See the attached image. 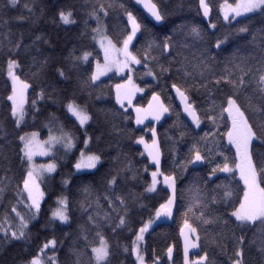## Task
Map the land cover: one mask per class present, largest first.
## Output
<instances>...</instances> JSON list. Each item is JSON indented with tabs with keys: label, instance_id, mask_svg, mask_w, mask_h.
Returning <instances> with one entry per match:
<instances>
[{
	"label": "snow or ice",
	"instance_id": "obj_1",
	"mask_svg": "<svg viewBox=\"0 0 264 264\" xmlns=\"http://www.w3.org/2000/svg\"><path fill=\"white\" fill-rule=\"evenodd\" d=\"M135 3L142 5L157 23L165 20V13L154 0H135ZM4 7L23 9L28 13L26 16L21 14L12 17V20L36 23L35 10L38 7L36 0H6ZM115 7L113 0H107V2L96 0L87 13L89 18L96 21V27L91 29L90 34L103 50L104 63L101 65L97 60L95 70L81 82V87L94 86L101 76L113 69L118 73L125 70L131 73L133 65H142L145 75L157 81L165 73H173L174 78L170 77L172 78L171 89L175 91L184 113L191 119L195 129H201V125L206 120L218 132L219 122L223 121L227 130L222 135L226 136L228 144L234 146L236 150L238 162L235 163V168L239 170V177L244 185L242 198L233 201V192L227 185H217L220 191L211 194L199 187H189L186 190L188 201L182 213L183 223L179 230V235L184 242L183 264H215L207 248L201 245V231H203L204 239L222 253L227 254L229 244L231 245V255H228L227 264H264V0H235L234 3L223 0V3L219 5L224 21L229 24L235 22L232 35L246 42V46L237 47L223 61H218L217 57L225 52L223 45L228 43L227 34L223 38L217 37L214 45L196 48L188 55L180 49H188L190 45L177 41L174 35H165L162 40L150 38L140 48H136L133 41L137 39V33L142 31V24L133 11L126 8L123 3L119 4V8L123 10L127 24L113 42V39L106 34L102 19L108 17L110 10ZM199 9L202 10L203 17H209L212 11L209 0H199ZM57 22L63 25L77 23L74 12L64 9L58 10L53 17V23ZM87 27V21H85L86 30ZM209 27L214 30L217 25L210 23ZM189 34L194 40L203 41L204 33L200 27L192 26ZM44 43L47 41L41 35L26 37L22 31L17 34L10 27V21L0 17V56L6 59L7 75L12 82L11 94L7 95L6 99L11 102L10 115L16 128H21L27 114L26 92L30 84L21 80L17 74L18 70H22L25 59L31 57L30 67L35 69L33 76L39 77L46 68H52L58 77L68 79L63 66L50 65L47 57L41 58L40 45ZM134 48L135 51L132 50ZM165 53L167 56L164 55ZM91 55L92 53L87 50H82L80 55H76L73 50L66 59L71 62L74 69L82 64L90 68ZM161 56H164L167 66L160 63ZM115 90L116 103L125 112L127 111L125 102L131 105L135 93L143 91L133 83L131 75L124 83L116 84ZM193 93L203 95L208 106L199 109L193 99ZM48 98H51L53 103H57V99L51 97L45 88L41 87L38 99ZM171 99L172 97L169 96V103L166 104L159 93L153 92L147 108H135V123L143 124L149 117L160 121L166 113H174L179 118L180 113L175 112ZM65 101L60 103L66 113H70L71 117L75 118L73 123L78 122L80 128H85L93 118L87 105L77 103L74 98L66 97ZM31 107L35 118L36 114L40 113L37 99L31 101ZM54 122L59 123L58 117L50 114L49 122L44 125L48 129L46 140H40V133L37 131L24 132L23 135L18 136L19 160L21 165L27 164V168L21 174V180L14 183V177L8 175L11 169L5 170V174L0 176V202L5 199L9 191L14 192L15 195V202L9 200V208L11 213H15V218L6 212L0 220V240L5 243L31 240L29 223L39 222L42 203L45 201L41 178L45 174L57 171L55 162L36 165L34 157L48 156L57 145L65 150V155L76 148L77 139L74 134L66 130L63 123H59V127H54ZM185 127L188 126L185 125ZM113 130L117 131V134L122 131L117 130L115 124H113ZM149 130L152 133L151 143L146 141L144 136L134 139L136 144L144 146L148 159L155 167V170L151 172V182H144L142 194L124 190L129 178L133 181L138 180L140 171L132 160L122 153L111 158L112 167L104 174L103 199L107 202L109 211L101 214L99 197L93 201L91 187L84 185L81 188L85 199L77 203L87 219L79 226L76 242L70 249V254L74 257L71 264H113L114 260H118L120 245L111 244L105 235L106 228L113 234H117L118 230L130 231L134 238L129 244L123 246L122 252L135 257L133 264H146L143 254L145 234L157 220L162 217L171 218L174 209L179 211L178 200L182 197H178L179 176L174 169L179 166L183 172L189 165H195L197 162L203 163L207 160L212 163L213 156L220 154L214 148L208 147L209 142L215 148L219 147L215 139L216 133L210 129L202 136L198 134L192 136V145L182 162L177 165L173 161V171H162V152L157 140V132L154 127ZM187 134L181 133V137ZM129 138L132 139V137ZM99 139V137L89 136L85 130L81 142L87 151L81 150L79 157L71 164L76 173L89 169L95 170L89 173L95 176L96 172L104 167L103 154L88 148L90 143L98 142ZM201 144L205 146V152H202ZM139 154L144 155L143 152ZM147 171L148 167L145 166L144 172ZM217 172L233 173L227 157L222 164L216 163L215 167L211 168L209 180ZM161 177L165 186L162 190L168 193L164 202L160 203L159 207H154V214L150 213L146 221L143 219L140 221L138 230L133 229L131 224L134 206L139 204L141 208L146 207L141 202L143 194L157 193ZM69 183L68 179H62V185L65 187ZM56 205L55 208L50 209V223L59 221L61 225L70 226V221L73 219L71 215L73 204L69 195L64 192L57 195ZM217 205H224V207L220 208ZM21 206L27 211V216L18 210ZM89 209H94V214L89 212ZM193 219L198 222L196 226L190 222ZM5 224L8 226L5 227ZM249 232L252 233L251 238ZM58 246H62V242L54 236L51 239H45L38 251L25 261V264H59L56 256ZM253 248L258 254V259H254L251 255ZM190 249H199L194 253L196 257L194 260L190 258ZM49 252L52 253L51 256L48 255ZM173 252L174 246H168L167 259L170 264H174ZM153 264H161L159 257L154 258Z\"/></svg>",
	"mask_w": 264,
	"mask_h": 264
},
{
	"label": "trees",
	"instance_id": "obj_2",
	"mask_svg": "<svg viewBox=\"0 0 264 264\" xmlns=\"http://www.w3.org/2000/svg\"><path fill=\"white\" fill-rule=\"evenodd\" d=\"M95 2L96 0H36L38 7L35 10L36 23L33 24L31 21L20 22L12 20V17L21 14L26 16L28 13L23 9L5 8L6 0H0V17L8 19L10 27L17 34L22 31L26 37L41 35L47 41V43L40 45L41 58L47 57L50 65L63 66L68 74V79H63L56 75L54 69L46 68L39 77H36L32 74L35 69L30 67L32 63L31 57L24 60L22 70H18L17 74L21 80L30 84L26 93L28 99V103L26 104L27 114L21 128H16L10 115L11 102L6 99L7 95L11 93L6 59L0 56V176L5 174V170L11 169L8 175L14 177V183L21 180V174L27 168V164L21 165L19 160L20 142L18 136L23 135L24 132L37 131L40 133L39 137L45 139L48 136V129L44 125L49 122L50 114L58 117L59 123H63L65 129L70 130L77 139L76 148L67 155L61 153V155L55 157L57 171L47 176L43 181L42 187L45 191V201L42 203L39 222L31 221L29 223L31 240L28 242L13 241L11 243H5L0 240V264L25 263L38 251L39 246L43 244L45 239H51L53 236L62 242V246H58L56 252L59 264H71L74 257L71 256L70 249L76 242L75 238L79 226L84 224L87 219L86 214L81 212L77 203L85 199V194L81 191V188L84 185L91 187V199L93 201L99 197V210L101 214L109 211L107 202L103 199L104 174L112 167L111 158L115 157L118 153L127 155L140 171L138 180L133 181L130 178L128 179L125 191L130 190L136 194H142L144 182H151L150 170L155 169V167L149 162L142 146L134 142V139L139 136L151 137V134L146 132V126H149L150 122L145 121L143 124L136 125L132 109H127L125 112L116 103L114 87L124 77L111 73L96 81L94 86L81 87V82L93 71L94 59H101V52L90 34L91 29L95 28L96 22L87 15L91 10L92 4ZM113 2L116 4V7L110 10L108 17L103 18L106 33L113 39V42L116 41L127 24V18L124 16L123 10L119 8V4L123 3L126 8L133 11L142 24V31L137 33V39L133 41L136 48H140L150 38L162 40L165 35H174L177 41L190 45L188 49H180L185 55H188L190 51H195L196 48L214 45L217 37L223 38L227 34L229 37L228 43L223 45L225 52L217 57L218 61H223L237 47L246 46L245 41L232 35L235 22L233 21L232 24H229L223 20L219 12V5L223 3V0H209L212 11L210 12L208 23L201 17L198 5L199 0H154L165 13V20L161 24H155L149 20L132 3V0H113ZM228 2L234 3L235 0H228ZM60 9L72 10L77 23L70 25H63L59 22L53 23V17ZM85 21H87V30L85 29ZM210 23H215L217 28L211 29L209 27ZM192 26L201 28L204 33L203 41L194 40L191 37L189 33ZM128 28L130 30V26ZM73 50H75L76 55H80L82 50L92 53L89 57V61L91 62L90 68L88 65L83 64L75 69L72 67L71 62L66 58ZM132 50L135 51L136 49ZM213 50L215 51V49ZM164 55L167 56V53ZM160 63L167 66L164 56L160 57ZM170 77L174 78V74L165 73L157 81L153 80L151 76L145 75V69L142 65H137L134 69L135 82L139 88L143 89L134 98L133 102L136 105H146L152 97L153 92H156L161 95V99L166 104L169 103L168 97L171 96V104L175 112L180 113L179 118L174 113H167L155 125L157 140L162 152V171H173V161L177 165L182 162L192 145V136L195 134L202 136L205 131H209L210 129L216 133L215 139L219 147L215 148L211 142H209L208 147L214 148L220 154L213 156L212 163H209L207 160L203 163L197 162L195 165H189L187 170L183 172H181L179 166L174 169L179 176L177 181L178 197H182L178 200L179 211L174 209L173 216L169 222H159L157 220L149 229V232L145 234V251L143 254L145 255L146 264H153L156 257H159L161 264H170L167 259L168 246H174V264H183L178 232L183 223L182 213L185 211L188 201L186 190L189 187H199L204 192L211 194L220 191L217 185H227L233 192V201L243 196V185L234 170L236 153L233 147L228 144L226 136L222 135L227 130L224 122H219L218 132L206 120L201 125V129H195V126L189 124L187 119L182 115L176 103L171 89L172 78ZM41 87L45 88L51 97H55L57 103H53L51 98L39 100L38 94ZM192 95L199 109L208 106L206 98L203 95H197L196 93ZM66 97L74 98L81 105H87L93 118L85 128H80L78 122L73 123L75 118L66 113L62 107L60 101L66 102ZM33 99H37V107L40 109V113H37L35 118L32 114L34 110L31 107ZM121 113L123 115H120ZM124 117H129V119H124ZM113 124L116 125L117 130H122L119 131V134L113 130ZM185 125L188 127H185ZM85 130L89 136L100 138L98 142H92L88 146L91 151L103 154L102 163L104 167L100 168V171L96 172L95 176L89 175L90 172H94L95 170L84 169L80 173H76L75 169L71 167V164L79 157L80 151H87L81 142ZM181 133L188 134L182 138ZM129 137H132V139ZM200 147L202 152L206 151L203 144ZM141 152L144 153L143 156L139 154ZM225 157H227L230 167L233 168V173L217 172L209 180L211 168L215 167L216 163L222 164ZM145 166L148 167L147 172H144ZM62 179L70 181L67 187L62 185ZM20 186L22 187V184ZM164 187L161 182L157 186V193L143 194L141 202L146 207L141 208L139 204L134 206L133 222L131 224L133 229L138 230L140 221L142 219L146 221L150 213L154 214V207H159V204L164 202L168 194L162 190ZM61 192L69 195L73 204L71 212L73 219L70 221V226L61 225L59 221H56L54 224L50 223V209L55 208L56 197ZM9 200L15 202V195L12 191L6 193L5 199L0 202V220H2L6 212L13 217V213H11L9 208ZM217 207L223 208L224 205H217ZM88 211L94 214V209H89ZM229 211H231L230 208ZM190 222L194 226L198 223L194 219L190 220ZM104 231L113 246L120 245L118 260H114L113 264H121V262L122 264H133L135 257L123 254L122 252L123 246L129 244L130 240L134 238L132 233L128 230H118L117 234H113L107 228ZM201 237L202 247L207 248L215 264H227L228 255H231V245L229 244V249L227 254H225L219 249L214 248L204 239L203 231H201ZM249 237H252L251 232H249ZM89 238L91 239V236ZM197 251L199 249L192 250L190 254L191 259L194 260L196 258L194 253ZM251 255L254 259H258L255 248L252 249Z\"/></svg>",
	"mask_w": 264,
	"mask_h": 264
},
{
	"label": "rangeland",
	"instance_id": "obj_3",
	"mask_svg": "<svg viewBox=\"0 0 264 264\" xmlns=\"http://www.w3.org/2000/svg\"><path fill=\"white\" fill-rule=\"evenodd\" d=\"M219 12H220V9H219ZM220 14H221V16H222V18H223V14L220 12ZM224 20V19H223ZM94 21H95V19H94ZM96 22V21H95ZM102 23H103V25H104V20L102 19ZM105 26V25H104ZM96 27V26H95ZM107 34V33H106ZM109 37V36H108ZM110 38V37H109ZM95 43L97 44V46H98V48H99V50H100V52H101V59H94V61H93V71L95 70V66H96V62H97V60L101 63V65H103V63H104V54H103V50L100 48V46H99V44L95 41ZM119 46V45H118ZM137 65H133L132 66V72L131 73H129L127 70H125L124 72H116V70L115 69H113L112 71H110V72H108L106 75H103V76H101L100 78H103V77H105V76H107V75H109V74H111V73H115V74H117L118 76H123L124 78L121 80V81H119L118 83L119 84H122V83H124L126 80H127V78H128V76L129 75H131L132 76V80H133V83L137 86V87H139L138 85H137V83L135 82V79H134V69H135V67H136ZM117 83V84H118ZM10 84H11V87H12V82H11V80H10ZM28 90V89H27ZM114 91H115V97H116V90H115V87H114ZM27 93V92H26ZM139 93H141V91H138V92H136L135 93V95L133 96V98H132V104L131 105H128L127 104V102H125V108L126 109H132V111L134 112V122H135V119H136V112H135V108L136 107H143V108H147V106H148V103L146 104V105H143V106H140V105H136L133 101H134V98L136 97V95L137 94H139ZM11 94V93H10ZM150 100H151V98H150ZM149 100V101H150ZM25 110H26V105H25ZM70 114V113H69ZM167 114V113H166ZM165 114V115H166ZM71 115V114H70ZM145 121H149L150 123V125L149 126H146V132L147 133H149V134H151V137H149V138H147V137H145L144 136V138H145V140L146 141H148L149 143H151V139H152V133H151V131L149 130L150 128H155V125H156V123L158 122V121H155V120H153L151 117H149L148 119H146ZM144 121V122H145ZM136 124V123H135ZM137 125V124H136ZM54 127H59V123H55V125H54ZM58 134V133H57ZM48 137V136H47ZM47 137L45 138V139H41L40 137H39V139L40 140H46L47 139ZM142 146V148H143V151H144V153H145V155L147 156V152H145V149H144V146L143 145H141ZM233 147V149H234V151H235V153H236V150H235V147L234 146H232ZM61 153H65V150L60 146V145H57V146H55V148H53L52 149V151L50 152V154L48 155V156H40V155H37V156H35L34 157V163L36 164V165H41V164H47V163H50V162H55L56 163V160H53V157H56V156H58V155H61ZM148 157V156H147ZM50 158V159H49ZM47 159H49L48 161H46ZM149 160V159H148ZM149 162L151 163V161L149 160ZM238 162V160H237V158H236V163ZM155 169H152V170H150V177H151V172L152 171H154ZM235 171H236V174H237V177H238V179L240 180V177H239V170L238 169H234ZM52 174V173H51ZM50 174H45L42 178H41V187H42V184H43V181L46 179V177L47 176H49ZM241 181V183H242V185H243V181L242 180H240ZM161 182H162V179H161ZM163 184V183H162ZM243 187H244V185H243ZM43 188V187H42ZM57 205H55V207H56ZM18 210H20L25 216H27L28 215V213H27V211L23 208V206H21ZM12 218H15V213H13V217ZM5 227H7L8 225L7 224H5L4 225ZM48 255L49 256H51L52 255V253L51 252H49L48 253ZM23 264H25V263H23Z\"/></svg>",
	"mask_w": 264,
	"mask_h": 264
},
{
	"label": "water",
	"instance_id": "obj_4",
	"mask_svg": "<svg viewBox=\"0 0 264 264\" xmlns=\"http://www.w3.org/2000/svg\"><path fill=\"white\" fill-rule=\"evenodd\" d=\"M132 3H133L137 8H139L149 20L153 21L155 24H161V23H163V22H161V23H157V22H156V21L150 16V14H149V13L143 8L142 5H138V4L135 3V0H132ZM198 5H199V4H198ZM199 11H200V14H201L202 19H203L206 23H208V22H209V17H210V15H209V17L205 18V17H203L202 10L199 9ZM172 92H173L174 98H175V100H176V103H177V105L179 106V108H180V110H181L182 115L187 119V121L189 122V124H191L192 126H195V125L192 124L191 119L187 116V114L184 113V111H183V106L181 105L179 98L176 97L175 91L172 90ZM170 219H171V218H165V217H162V218H161L160 220H158V221H159V222H169ZM181 226H182V225H181ZM181 226H180V227H181ZM179 230H180V228H179ZM178 239H179V242H180L181 253H182V258H183V245H184V242H183V238L180 237L179 232H178ZM191 252H192V249H190V253H189V255L191 254Z\"/></svg>",
	"mask_w": 264,
	"mask_h": 264
}]
</instances>
